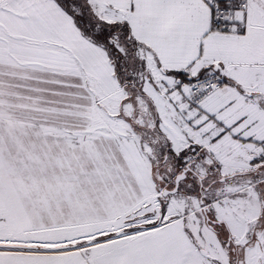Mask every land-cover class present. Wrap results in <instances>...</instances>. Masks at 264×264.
Returning a JSON list of instances; mask_svg holds the SVG:
<instances>
[{
  "label": "snow or ice",
  "instance_id": "1",
  "mask_svg": "<svg viewBox=\"0 0 264 264\" xmlns=\"http://www.w3.org/2000/svg\"><path fill=\"white\" fill-rule=\"evenodd\" d=\"M0 264H264V0H0Z\"/></svg>",
  "mask_w": 264,
  "mask_h": 264
}]
</instances>
